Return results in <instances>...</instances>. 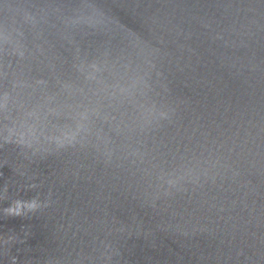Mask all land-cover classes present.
<instances>
[{
  "label": "water",
  "instance_id": "water-1",
  "mask_svg": "<svg viewBox=\"0 0 264 264\" xmlns=\"http://www.w3.org/2000/svg\"><path fill=\"white\" fill-rule=\"evenodd\" d=\"M0 264H264V0H0Z\"/></svg>",
  "mask_w": 264,
  "mask_h": 264
},
{
  "label": "clouds",
  "instance_id": "clouds-1",
  "mask_svg": "<svg viewBox=\"0 0 264 264\" xmlns=\"http://www.w3.org/2000/svg\"><path fill=\"white\" fill-rule=\"evenodd\" d=\"M39 207L38 202L33 199L31 201L16 200L12 205L5 209L9 216H22L25 210L34 211Z\"/></svg>",
  "mask_w": 264,
  "mask_h": 264
}]
</instances>
